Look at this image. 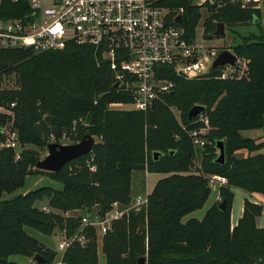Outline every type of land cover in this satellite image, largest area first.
Returning a JSON list of instances; mask_svg holds the SVG:
<instances>
[{
	"label": "trees",
	"instance_id": "16d2710c",
	"mask_svg": "<svg viewBox=\"0 0 264 264\" xmlns=\"http://www.w3.org/2000/svg\"><path fill=\"white\" fill-rule=\"evenodd\" d=\"M191 2L160 1L170 12L181 9L176 25L188 40L194 38L200 18L199 6ZM204 5L208 9L202 22L205 38L214 35L218 22L228 27L259 16L258 8H240L227 1ZM26 11V0H0V18L21 17ZM230 50L243 61V75L221 78L217 67L205 76L185 79L163 68L157 76L170 80L173 87L142 112L108 107L129 103L132 97L113 86L108 63L92 46L67 42L60 50L40 53L0 47V107L11 112H0V128L11 122L23 146L16 160L12 149L0 148V264H18L12 256L34 254L43 259L36 264H51L55 251L26 229L43 235L58 230L68 236L77 228L79 217L43 211L40 206L63 213L94 209L102 215L113 202L130 200V174L135 170L160 177L145 209L113 222L101 237L104 264H135L142 256L145 264H264V228L255 225L261 204L245 198L236 223L231 226L229 220L231 187L264 195V152L258 151L264 141L240 134L264 126V40L250 34ZM193 104L204 106L202 114L208 123L198 171L189 169L191 142L181 129V125L199 126L186 118ZM61 131L70 132L71 143L89 133L94 138L91 150L57 172L36 169L46 137ZM217 140L223 142L222 164L214 162ZM242 149L246 155L236 156ZM152 152L159 153L156 159ZM90 157L94 170L72 166ZM42 172L55 177L60 187L41 186L2 198L21 187L26 175ZM211 174L226 179L218 188L224 209L212 205L199 219L183 220L206 201L211 190L206 177ZM86 236L84 246L73 242L64 250L61 264H97L92 228L86 229Z\"/></svg>",
	"mask_w": 264,
	"mask_h": 264
},
{
	"label": "built area",
	"instance_id": "2783aa9c",
	"mask_svg": "<svg viewBox=\"0 0 264 264\" xmlns=\"http://www.w3.org/2000/svg\"><path fill=\"white\" fill-rule=\"evenodd\" d=\"M160 1L49 0L45 3L26 0L27 11L23 16L0 18V47L40 53L60 50L67 42L92 46L108 63L113 83L132 97L128 103L132 109L146 112L153 101L173 87L170 80L157 76L159 70L166 68L185 79L205 76L213 69L211 62L220 51L213 46L197 44L194 38L186 39L173 21L175 16L168 18L169 11ZM225 1L259 9L263 0ZM235 58L233 66L225 64L218 68H234L239 63L244 67L243 61ZM208 64L210 69L206 70ZM220 77H225L224 72ZM195 122L199 123L198 127L186 129L181 125V129L190 138L193 148H202L206 143L207 119L201 113L193 118ZM73 130L72 126L71 132ZM66 141H71L70 132L58 136L50 134L47 139V143L67 144ZM1 145L13 150L14 160L19 158L21 146L13 132ZM81 165L94 170L91 157L72 166L79 169ZM206 178L210 189L217 190L226 184V179L220 175L211 174ZM147 201V193L141 192L125 204L113 202L102 215L96 212L78 214L77 228L68 236L60 232L56 245L60 258L57 264H61L62 253L73 242L84 246L88 239L87 228H92L96 238H101L116 220L123 219L129 212L145 209ZM40 208L48 209L45 205ZM30 264L36 263L30 260Z\"/></svg>",
	"mask_w": 264,
	"mask_h": 264
},
{
	"label": "rangeland",
	"instance_id": "374dc122",
	"mask_svg": "<svg viewBox=\"0 0 264 264\" xmlns=\"http://www.w3.org/2000/svg\"><path fill=\"white\" fill-rule=\"evenodd\" d=\"M43 1L45 3H49V0H43ZM219 1L220 0H217V2H216V0H201V1L200 0H192L191 3L199 6V11H200V18L198 19L197 25L195 26V34H194V40L196 41L197 44H202L205 46H213L219 50H221V49H229L230 50L231 46L238 44L242 38H244L250 34L262 37V39L264 40V0L259 4V9H258L259 16H258L256 22L253 23L252 21H249V22H245V23H239V24L231 25L228 27L223 25L224 33L222 36H214L213 35L211 38H205L202 34V32H203L202 22H203V19L205 17H207V15H208V9H207V6L204 4L205 3L206 4H212L215 2L216 5H221V4L225 3V1H220V2ZM239 7L244 8L240 5H239ZM245 8H248V7H245ZM168 11L170 12V9H168ZM180 11H181V9L179 8V9H175L173 12H170L172 14L171 18H173L177 14L180 15ZM179 28L182 31V28L181 27H179ZM182 33H183V31H182ZM98 53L100 55V52H98ZM209 66H210L209 64L206 66V70L208 69ZM209 69H210V67H209ZM243 69H244V67L242 66V63H239L234 68L221 67L220 73L224 72L225 77H239V76L243 75V73H244ZM8 84H10V83L8 82ZM108 107L110 109H116V110H122V109L133 110L132 106L129 105L128 103H124V104L123 103H115V104L108 105ZM0 112L11 115V112L8 110H5L3 107H0ZM175 115H177V112H175ZM10 123L11 122L6 123L2 128H0L1 135L3 136V139H0V148H2V145H1L2 142L5 141V138L8 137L11 134V132H13L16 135V130L10 127V125H9ZM62 132H66V131H61L60 134ZM66 133H69V132H66ZM244 134H246V133L244 132ZM49 135H48V137H49ZM48 137H46V138L48 139ZM66 142L71 143L70 141H66ZM24 147H26V146H24ZM21 148H23V146ZM191 150H192V156H191V160H190V164H189V169L197 170L199 168V165H200L202 148H193L191 146ZM38 152L45 155L44 154L45 150L44 151H38ZM144 171L135 170V171L131 172V174H130V189H131V191L129 192L130 199L134 196L133 194L136 192H137L136 194H139L141 192H146L147 197H148V194L151 192V189H152L155 181L160 177L158 174H154V173L146 172V174H145ZM41 186H50L52 188H59L60 183L58 181H55V177H51L47 173H44V172L35 173V174L31 173V174H28L25 176L23 184L21 187L17 188L12 193H4L2 195V198H11L16 194L25 193L29 190H32V189H35V188H38ZM218 188H217V190L211 189L210 193H209L206 201L202 205V207L186 214L183 217V220H185L189 217H194V218L199 219L200 217H202L204 211L209 206L213 205V206L218 207V204L221 202V193L218 192ZM238 189H240V188H238ZM247 200L252 202V203H255V204H261L262 209L264 208L262 203H260L259 201L253 202V199H250V200L247 199ZM116 203L119 205L121 204L119 202H116ZM41 204H44V202H42ZM38 205H40V204H38ZM242 205H243V201H242ZM50 210L55 211L56 213L63 214L65 216H72L74 214L78 215V214L83 213L79 209L69 210V211L64 212V213L57 211V210H54L52 208H50V209L48 208L47 210H43V211H50ZM90 212H96V211L94 209H90ZM259 215H260V218L262 219V222L259 221V218H258V222L264 224V220H263L264 219V211ZM229 220H230V213H229ZM116 221H119V220H116ZM234 224H232L230 222L231 226ZM255 225L257 227H259L256 224V222H255ZM262 228H264V227H262ZM26 230L32 236H34L36 239H38L45 247L55 251L56 254H55L51 264H57V262L60 258H59V251L57 250L56 245H57L58 237L60 236V231L55 230V232L50 234V235H43L37 231H34L31 228H27ZM95 242H96L97 264H104L103 263L104 262L103 255H102V252L100 249L101 238L100 237L95 238ZM12 259L16 260V262L18 264H30V260L25 256L15 255V256H12ZM144 264H145V262H144Z\"/></svg>",
	"mask_w": 264,
	"mask_h": 264
},
{
	"label": "water",
	"instance_id": "95a60500",
	"mask_svg": "<svg viewBox=\"0 0 264 264\" xmlns=\"http://www.w3.org/2000/svg\"><path fill=\"white\" fill-rule=\"evenodd\" d=\"M181 20V16L179 14L175 15L173 18V21L176 23H179ZM253 23L257 21L256 17H253L251 20ZM224 33L223 30V23L218 22L215 25L213 34L215 36H222ZM235 55L233 52H231L229 49H222L218 52V54L215 56L213 61L211 62V67H219L223 65H229L233 66L235 63ZM114 87L117 86V83L113 84ZM204 106L201 104H193L191 105L187 111H186V118L187 119H193L197 117L199 114L203 113ZM94 144V138L89 134H84L81 139L74 143H67V144H61L56 142H49L45 145V155L41 158H39L35 162V168L43 171L48 172H57L64 164L68 163L72 159L82 156L86 153H88L92 146ZM215 149H216V157L214 159V162L218 164L223 163L224 158V148H223V142L221 140L215 141ZM159 155L158 152H152V158L156 159V157ZM218 208L223 210L224 209V201L222 200L218 204ZM31 260H33L36 263L41 262L43 259L40 255L34 254L31 257ZM145 258L139 257L135 264H144Z\"/></svg>",
	"mask_w": 264,
	"mask_h": 264
},
{
	"label": "crops",
	"instance_id": "0c3cea01",
	"mask_svg": "<svg viewBox=\"0 0 264 264\" xmlns=\"http://www.w3.org/2000/svg\"><path fill=\"white\" fill-rule=\"evenodd\" d=\"M244 132L246 134H244ZM240 134L244 137L252 138L257 142H263L264 141V126L257 128V129L242 130V131H240ZM258 151L264 152V148H260ZM235 153H236V156H245L247 152L244 149H242V150L236 151ZM253 153H251V154H253ZM141 171H144V170H141ZM144 173L146 174V171H144ZM130 191H131V189H130ZM231 191L233 194V198H232V203H231V207H230V222L232 224L236 223V220L241 215L242 201L244 198H247L249 200L253 199V202L259 201L264 206V195H262V194L247 193V192L243 191L242 189H238L237 187H231ZM136 193H134L133 195H135ZM263 211H264V208L261 210V213ZM258 218H259V221L262 222V219L260 218V215H259L256 217V220H255L256 224L259 227H264V224L258 222ZM27 258L29 260H31V258H29V257H27Z\"/></svg>",
	"mask_w": 264,
	"mask_h": 264
}]
</instances>
